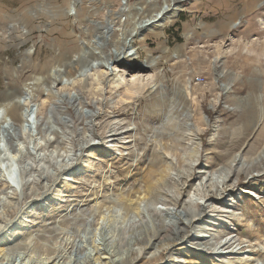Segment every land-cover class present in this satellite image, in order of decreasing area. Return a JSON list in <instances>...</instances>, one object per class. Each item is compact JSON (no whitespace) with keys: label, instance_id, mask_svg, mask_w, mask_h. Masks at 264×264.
<instances>
[{"label":"rangeland","instance_id":"obj_1","mask_svg":"<svg viewBox=\"0 0 264 264\" xmlns=\"http://www.w3.org/2000/svg\"><path fill=\"white\" fill-rule=\"evenodd\" d=\"M165 1L0 0V105L38 80L8 140L19 188L0 171V264H264V0H177L124 83L62 85Z\"/></svg>","mask_w":264,"mask_h":264},{"label":"bare ground","instance_id":"obj_2","mask_svg":"<svg viewBox=\"0 0 264 264\" xmlns=\"http://www.w3.org/2000/svg\"><path fill=\"white\" fill-rule=\"evenodd\" d=\"M176 1L177 0H171L170 2L169 0H166L164 5L158 11H155V14L150 17L149 15L145 14L147 9H144L142 7L140 11H138V14H143L144 16L139 17V19H135L136 27L134 29H132L131 31L128 30V32L125 33L123 31L122 36L124 37H123L122 46L119 48L114 47L117 51L116 53L113 54V51H111L109 55H105L102 51H99V48H94L93 49L94 52L92 53L93 56L92 60L98 61L100 65L98 64L91 65V69L87 68L88 66L87 67L85 66L80 72L78 71L79 73L77 75L67 74L66 75L67 79L65 82H63L60 79L62 81V85L64 87H69V86L72 87L75 86L77 82L85 83L89 81L90 78L92 77H95L97 79L98 76L97 67L102 68V72L106 75V81L108 83H112L115 86H119L120 84L124 83L122 82L123 79L120 75L119 65L117 64L129 58L131 59L133 57L136 58L139 55L137 49L134 46V41L136 38H138L139 40L145 39L146 35L144 33L145 32L144 29L153 30L156 26H164L166 22L172 20V18H174L176 15L179 14L180 6L177 5ZM72 5L75 6V2H72L71 6ZM86 47H87L86 49H89L88 46ZM122 50H124V52ZM89 63H91V61ZM112 64H114L112 67L113 69H110L109 67ZM146 64L147 66L151 67L157 64V61L156 59L151 60L148 58L146 60ZM36 82H38V80L29 82L25 86L21 94H19L9 102L0 105V171L2 170V172H4V176L8 178V180L13 185L15 184L17 186H19L21 183L20 175L19 172L17 171L18 164L16 163V157L11 150L8 140L15 139L18 133L23 130L24 131L27 129L30 130L31 124H33L32 122H34V119H36L35 118V116H37L36 115L37 108L35 107L37 106ZM55 85L56 83L54 82L53 86H50L49 88H45L47 96L56 97V94L53 92L54 91L53 88L55 87ZM47 117H48V121L50 120L51 122L52 116L49 115ZM263 158H264V149L261 151V154L257 157V159H255L254 162L258 163ZM236 163L240 164V166L242 167H244L245 165L248 168L251 167V164L245 163L243 160H240V158L237 157H235V159L232 161L231 166L235 165ZM205 204H207V201L205 202ZM163 213H165L168 217L171 218V222H170L171 225L177 228L179 224L187 223L184 221L183 216H188L189 214L184 211H180L176 208L173 209L168 208L166 212ZM190 223H192V221ZM178 231L180 232L182 230L180 229ZM231 249L232 247H230L224 254H230V253L233 254L234 251ZM207 251L210 252L211 250H207Z\"/></svg>","mask_w":264,"mask_h":264},{"label":"water","instance_id":"obj_3","mask_svg":"<svg viewBox=\"0 0 264 264\" xmlns=\"http://www.w3.org/2000/svg\"><path fill=\"white\" fill-rule=\"evenodd\" d=\"M239 24V22H237L235 25H234V27H236L237 25ZM14 186L16 187V188H19L17 185H15L14 184Z\"/></svg>","mask_w":264,"mask_h":264}]
</instances>
